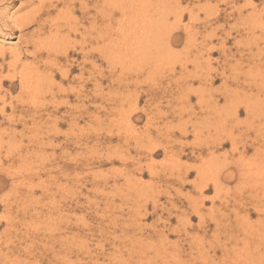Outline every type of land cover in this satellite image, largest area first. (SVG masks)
Returning <instances> with one entry per match:
<instances>
[{
	"label": "rangeland",
	"instance_id": "rangeland-1",
	"mask_svg": "<svg viewBox=\"0 0 264 264\" xmlns=\"http://www.w3.org/2000/svg\"><path fill=\"white\" fill-rule=\"evenodd\" d=\"M33 1L0 2V264H264V0H78L12 26ZM137 7L181 13L161 71L127 58Z\"/></svg>",
	"mask_w": 264,
	"mask_h": 264
},
{
	"label": "bare ground",
	"instance_id": "bare-ground-1",
	"mask_svg": "<svg viewBox=\"0 0 264 264\" xmlns=\"http://www.w3.org/2000/svg\"><path fill=\"white\" fill-rule=\"evenodd\" d=\"M2 1H4V0H0V2H2ZM8 1V0H7ZM16 1H18V0H12V2H16ZM33 1V0H32ZM247 1H249V0H246V2ZM34 2V1H33ZM55 2H56V4L54 3V0H43V1H41L40 3H41V8H40V11H38V15L37 16H34V15H32V14H30V13H28V15H22V16H20V17H15V19L13 18V16L12 15H9L8 17H9V20L11 19V23H13V25L12 26H16V28H18V29H21L23 26H28V24H30V23H37L39 26H44V22H46V20H41V15L43 14V13H50L53 9H55L56 8V6L57 5H59V4H66L67 2L70 4V6H76V4H77V2H78V0H68V1H66V0H58V1H56L55 0ZM218 2V1H217ZM250 2V1H249ZM31 3V2H30ZM141 3V2H140ZM145 4V3H144ZM153 4V3H152ZM255 4V3H254ZM137 5H138V3H137ZM252 5V4H251ZM26 5H24V4H22V7H21V5L20 6H18V8L19 9H21V8H23V7H25ZM208 6V5H207ZM135 7H136V5H135ZM241 7V6H240ZM45 8V9H44ZM72 8V7H71ZM213 8V7H212ZM254 8V7H253ZM68 9H69V7H68ZM75 9V8H74ZM137 9H138V7H137ZM142 9V8H141ZM170 9V8H169ZM168 9V10H169ZM70 10H72V9H70ZM154 10V9H153ZM167 10V9H166ZM253 10V9H252ZM182 11H183V9H182ZM192 11V10H191ZM204 11V10H203ZM239 11V10H238ZM257 11V10H256ZM4 12V11H3ZM2 12V13H3ZM37 12V11H36ZM73 12V11H72ZM110 12V11H109ZM155 12H157V10L155 11L154 10V13H151V12H149V11H147V12H143L142 10H140V9H138V10H136V12L135 13H130V19H128V21L130 22L128 25V27L127 28H125V29H123V33L120 35L121 37H123V40L122 41H125V43H126V45H127V49L129 50V53H128V56L129 57H127V58H131L132 60L134 59H138V58H146V55L147 54H149V55H151V56H153L155 59H156V64H154V63H151L150 64V69H151V71H150V73H152V71H154V70H156L157 69V71H161L160 69H159V66H161V65H163V63L166 61H164V59H167V57H165V58H163L162 60H159V57L161 56V55H163L166 51H172L171 49H172V44H173V38H172V33H173V31H174V29L175 28H177V27H174V25H178L179 23H178V21H180L179 19L182 17L181 16V13L180 12H178V10H176L175 12H173L174 14L173 15H175V17H176V24H167L169 21L167 20L168 18L166 17V15H165V12H164V10H163V16L162 15H160V22H155V16L157 15V14H159V13H155ZM213 12V11H212ZM5 13H8V12H4V14ZM151 13V14H150ZM193 13V12H192ZM254 13V12H253ZM197 14V13H196ZM168 15V14H167ZM193 15V14H192ZM263 14L261 13V16H262ZM159 16V15H158ZM195 16H197V15H195L194 14V16H192L191 17V19L194 21L195 19H197ZM169 17V16H168ZM211 17V16H210ZM109 18V17H108ZM259 18V17H258ZM0 19H1V21L0 22H3L4 24H6L7 23V21L5 20L4 21V19H2V17H1V14H0ZM111 19V18H110ZM199 19H200V17H199ZM231 19V18H230ZM209 20V19H208ZM57 21V20H56ZM127 21V22H128ZM174 21V22H175ZM166 26H165V25ZM204 24V23H203ZM123 25V24H122ZM127 25V24H126ZM179 26V25H178ZM126 27V26H125ZM243 27V26H242ZM124 28V27H123ZM43 28H41V27H39L38 28V30H42ZM183 29L186 31V34H187V40H186V44H187V47H189L190 46V43L191 44H193V42H194V40H195V38H196V35L197 34H201L202 32L199 30V29H197L196 30V28H194V26H192V25H190V26H183ZM194 29V30H193ZM241 29V28H240ZM242 29H246V27H243ZM22 30V29H21ZM203 31H204V29H203ZM208 31V30H207ZM217 31V30H216ZM239 32V31H238ZM34 33V32H33ZM210 33V32H209ZM208 33V34H209ZM231 33V32H230ZM248 34V33H247ZM252 34V33H251ZM212 35V34H211ZM210 34L209 35H207L206 36V34H205V36L206 37H203L204 35H202V37H203V39H202V41L201 42H199V45H198V47H197V52H196V56H194L195 58L193 59V61L194 62H197L200 58H203L204 57V55L205 54H207L206 56H211L210 54H211V52H212V46L209 44V39H211V36ZM34 36V35H33ZM219 37V36H218ZM105 38V37H104ZM19 40V39H18ZM199 40V39H198ZM39 41V40H38ZM121 41V42H122ZM211 41V40H210ZM214 41V40H213ZM27 43H29V42H27ZM120 43V42H119ZM198 43V42H197ZM17 46V45H16ZM109 46V45H108ZM121 48V47H120ZM196 48V47H195ZM38 49V48H37ZM189 49H191V48H189ZM214 49V48H213ZM248 49H250V47L248 48ZM15 50V49H14ZM13 50V51H14ZM30 50V49H29ZM122 50V49H121ZM125 50V49H124ZM192 51V50H191ZM15 52V51H14ZM17 53H18V51H16ZM15 52V53H16ZM182 52V51H181ZM188 52L190 53V50H188ZM2 53V49H0V54ZM23 53V52H22ZM31 53H32V51H31ZM5 54V53H4ZM130 54V55H129ZM174 54V53H173ZM172 54V55H173ZM2 55V54H1ZM11 55V54H10ZM171 55V56H172ZM117 56V55H116ZM126 56V55H125ZM165 56H167V55H165ZM169 56H170V54H169ZM12 57V56H11ZM40 56H38V52L37 53H35L34 52V58H39ZM120 57V56H119ZM190 57V56H189ZM243 57V56H242ZM258 57V56H257ZM260 57V56H259ZM19 58H21L20 57V55H17V54H13V58H12V61H11V63L9 64V67H8V69L9 70H12V71H14V74H11V77L12 78H10V77H8V79L9 80H12V79H14V78H16L17 77V73H16V71H18V73H20V75H19V77L21 78V84L22 85H24V87L26 86V85H28V86H30V84H32V83H30L31 81V79L29 80V78L31 77V74H30V77H29V68L26 70V65H28V63L26 64V63H24L23 61H22V59H20L19 60ZM172 58V57H171ZM187 58V57H186ZM262 58V57H261ZM131 59H130V61H131ZM190 59V58H189ZM243 59V58H242ZM24 60V59H23ZM133 60V61H134ZM139 60V59H138ZM137 60V61H138ZM37 61V60H36ZM51 61V60H50ZM87 61V60H86ZM126 61V60H125ZM136 61V62H137ZM141 61V60H140ZM164 61V62H163ZM170 61V59H168V62ZM226 61H229L228 59H226ZM261 61V60H260ZM9 62V61H8ZM167 62V63H168ZM171 62V61H170ZM189 62V61H188ZM206 62H207V64L209 63V59H207L206 60ZM249 62V61H248ZM254 62V61H253ZM257 62V61H256ZM264 62V61H263ZM123 63H124V61H123ZM133 63H135V62H133ZM148 63V62H147ZM172 64L174 63V61L173 62H171ZM197 63H199V61L197 62ZM26 64V65H25ZM30 68H31V66H32V63L30 62ZM126 64V63H125ZM136 64V63H135ZM138 64V63H137ZM169 64V63H168ZM182 64H185V63H182ZM140 65V64H139ZM170 65V64H169ZM29 66V65H28ZM130 66V65H129ZM143 66V65H142ZM208 66V65H207ZM206 66V67H207ZM226 66V65H225ZM230 66V65H229ZM251 66H252V69L250 70V71H253V68H255L256 67V65L255 64H251ZM263 66V65H262ZM51 67V66H50ZM117 67V66H116ZM124 67V66H123ZM132 68L134 67V64L131 66ZM171 68H175V63L173 64V65H171L170 66ZM1 68H3V65H2V67ZM131 68V69H132ZM138 68V67H137ZM31 69H33V68H31ZM31 69H30V71H31ZM129 69H130V67H129ZM149 69V68H148ZM202 69V68H201ZM222 69H223V67H222ZM34 70V69H33ZM133 70H135V69H133ZM138 70V69H137ZM143 70H145L144 68H143ZM217 70V69H216ZM256 70V69H255ZM123 71H125V70H123ZM136 71V70H135ZM147 71V70H146ZM170 71H171V69H170ZM257 71H258V73H259V75L261 74L260 73V69H257ZM34 72V71H33ZM32 71H31V73H33ZM38 72V71H37ZM173 72V71H172ZM138 73V72H137ZM140 73V72H139ZM154 73V72H153ZM175 73V72H174ZM173 73V74H174ZM202 73L204 74V72L203 71H201V72H196L195 74H199V75H202ZM254 73V72H253ZM257 73V72H256ZM256 73H255V75H256ZM8 74V73H7ZM133 74V73H132ZM209 74H210V72H209ZM222 74V73H221ZM32 75H34V74H32ZM43 75V74H42ZM137 76H141V75H138V74H136ZM212 75V74H211ZM248 75V74H247ZM253 75V74H252ZM255 75L254 76H252V78H255ZM36 76V78H37V75H35ZM68 76V75H67ZM239 76V75H238ZM3 77H4V75H3ZM42 77V76H41ZM40 78V77H39ZM134 78V77H133ZM235 78V77H234ZM261 78V77H260ZM34 79V78H33ZM44 79V78H43ZM47 79V78H46ZM138 79V78H137ZM136 79V80H137ZM40 80H42V79H40ZM33 82V81H32ZM49 82V81H48ZM161 82V81H160ZM34 83V82H33ZM137 83V82H136ZM207 83V82H206ZM237 83V82H236ZM251 83H253V82H251ZM2 84H3V81H2V79L0 80V86H2ZM36 84V83H35ZM40 84V85H39ZM227 84V83H226ZM262 84V83H261ZM38 87L42 90V89H44L43 88V85H45V83L43 84V82L42 81H38ZM249 85L250 86H252V84H250L249 83ZM47 86V85H46ZM46 86H45V88H46ZM158 86V85H157ZM257 86V85H256ZM3 87V86H2ZM42 87V88H41ZM34 88H35V86H34ZM173 88V87H172ZM25 89V88H24ZM29 89V88H28ZM40 89L38 90L37 88H36V90H37V94H38V97L40 96V93L42 92V91H40ZM6 90V89H5ZM25 90H27V89H25ZM30 91H31V89H29ZM45 90V89H44ZM44 90H43V92H44ZM189 90V89H188ZM237 90V89H236ZM9 91V90H8ZM22 91V90H21ZM40 91V92H39ZM24 92V91H23ZM29 92V91H28ZM32 92V91H31ZM260 92H262V91H260ZM27 93V92H26ZM186 93V92H185ZM23 94V93H22ZM32 94V93H31ZM43 94V93H42ZM41 94V95H42ZM237 94V93H236ZM4 95H5V93H4ZM28 95V94H27ZM246 95V94H245ZM253 95V93L251 94V93H249L248 94V96L246 97L245 96V98L246 99H249V100H251L252 99V96ZM1 96V95H0ZM17 96V95H16ZM34 96H36V95H34ZM6 97V96H5ZM19 97V96H18ZM29 97V96H28ZM32 97V96H31ZM38 97H37V99H38ZM41 97V96H40ZM128 97V96H127ZM24 98V97H23ZM34 98H36V97H34ZM186 98V97H185ZM204 99H205V97H203ZM202 98V99H203ZM238 98V97H237ZM241 98V97H240ZM0 99H1V97H0ZM12 99V98H11ZM37 99H34V100H37ZM46 99V98H45ZM39 100V99H38ZM54 100H56V99H54ZM232 100V99H231ZM235 100H236V102H237V99L235 98ZM239 100V99H238ZM245 100V99H244ZM4 102H5V99L3 100ZM23 101V100H22ZM45 101V100H44ZM120 101V100H119ZM10 102H11V100H10ZM202 102V101H201ZM233 102V101H232ZM244 102V101H243ZM239 103H240V101H239ZM244 103H246V102H244ZM24 104V103H23ZM44 104V103H43ZM135 104V103H134ZM235 104V103H234ZM136 105V104H135ZM233 105V104H232ZM251 105V104H250ZM250 105H247V106H250ZM260 105V104H259ZM125 106V105H124ZM234 106V105H233ZM239 106V105H238ZM238 106H237V108H238ZM241 106V105H240ZM13 107V106H12ZM245 107H246V104H245ZM3 108H6V107H3ZM248 108H250V107H248ZM256 108V107H255ZM261 108V107H260ZM260 108H259V110H260ZM230 109H231V107H230ZM247 109V108H246ZM4 110V109H3ZM233 110H235V109H233ZM236 110H238V109H236ZM1 111H2V109H1ZM184 111V110H183ZM232 111V110H231ZM250 111H253L252 110V108L250 109ZM255 111V110H254ZM262 110H260V112H261ZM233 112V111H232ZM236 112V111H235ZM234 112V113H235ZM246 112H247V110H246ZM249 112V111H248ZM247 112V113H248ZM255 112H257V111H255ZM36 113V112H35ZM228 113V112H227ZM246 113V114H247ZM252 114H253V112H251ZM257 114H258V112H257ZM35 115V114H34ZM211 115V114H210ZM255 117H256V115L255 114H253ZM259 115V114H258ZM207 116V115H206ZM261 116V115H260ZM251 117L253 118V116L251 115ZM261 117H263V116H261ZM114 118V117H113ZM205 118V117H204ZM252 118H250V119H252ZM10 119V118H9ZM245 119V118H244ZM247 119V118H246ZM249 119V120H250ZM260 119V118H259ZM256 120V119H255ZM261 120V119H260ZM225 122V121H224ZM251 122H252V120H251ZM245 123V122H244ZM248 123H250V121H248ZM247 124V123H246ZM255 124V123H254ZM248 125H250V124H248ZM181 126H182V124H181ZM254 126V125H253ZM233 128V127H232ZM250 128H253V127H250ZM256 128V127H255ZM126 129V128H125ZM129 129V128H128ZM112 130V129H111ZM250 130V129H249ZM56 131V130H55ZM186 131V130H185ZM119 132V131H118ZM121 132V131H120ZM224 132V131H223ZM231 132V131H230ZM185 133V132H184ZM187 133V132H186ZM185 133V134H186ZM196 134V133H195ZM197 134H198V132H197ZM196 134V135H197ZM260 134V133H259ZM262 135H263V133H261ZM200 135V134H199ZM133 136H135V135H133ZM138 136V135H137ZM264 137V136H263ZM199 138V137H198ZM234 138V137H233ZM226 139V138H225ZM139 140V139H138ZM1 141H5V140H1ZM127 143H128V141H127ZM204 143V142H203ZM200 144V143H199ZM4 145V144H3ZM189 145V144H188ZM198 145V144H197ZM223 146V145H222ZM157 149V148H156ZM152 152V151H151ZM167 152V151H166ZM202 153V152H201ZM164 154H165V152H164ZM158 155V154H157ZM121 156V155H120ZM148 157V156H147ZM210 159V158H209ZM168 160V159H167ZM240 160V159H239ZM178 161V160H177ZM213 161V160H212ZM128 162V161H127ZM224 162H226V161H224ZM213 163H215V162H213ZM249 163V162H248ZM252 163V162H251ZM164 164V163H163ZM221 164V163H220ZM153 165V164H152ZM176 165V164H175ZM252 165H253V163H252ZM251 165V166H252ZM257 165V164H256ZM204 166V165H203ZM212 166H215V165H212ZM217 166V165H216ZM218 166H219V164H218ZM217 166V167H218ZM224 166V165H223ZM254 166V165H253ZM166 168V167H165ZM246 168V167H245ZM260 168V167H259ZM138 169V168H137ZM168 169V168H167ZM257 169V168H256ZM163 170V169H162ZM181 170V169H180ZM190 170V169H189ZM202 170V169H201ZM199 171L198 172V176L199 177H202L203 176V170L202 171ZM214 170V169H213ZM43 171V170H42ZM166 171V170H165ZM205 171V170H204ZM243 172H244V170H243ZM174 173V172H173ZM172 173V174H173ZM187 173H189V172H187ZM203 173V174H202ZM214 173V172H213ZM221 173V172H220ZM220 173H218L219 175H220ZM234 173V172H233ZM263 173V172H262ZM261 173V174H262ZM190 174V173H189ZM212 174V173H211ZM215 174V173H214ZM242 174V173H241ZM192 175V174H191ZM243 175V174H242ZM189 176V175H188ZM215 176L217 177L218 175H216L215 174ZM244 176H246V173H245V175ZM253 176V175H252ZM69 177V176H68ZM211 177V176H210ZM224 179H229V178H232L233 177V174H231V173H227V174H225L224 175ZM254 177V176H253ZM222 178H223V176H222ZM241 178V177H240ZM24 179V178H23ZM197 179V178H196ZM216 179V178H215ZM214 178H213V181L215 180ZM210 180V179H209ZM158 181V180H157ZM202 181V180H201ZM210 181H212V180H210ZM213 181H212V183H213ZM219 181H220V179H219ZM230 181V180H229ZM217 182V184H218V180L216 181ZM224 182V181H223ZM202 183H203V181H202ZM222 183V182H221ZM247 182H245V184H246ZM186 184V183H185ZM184 184V185H185ZM216 184V183H215ZM208 185V184H207ZM219 185H220V183H219ZM199 186H200V188L201 189H203V185H200L199 184ZM244 186V185H243ZM262 186V185H261ZM18 187V186H17ZM216 187V186H215ZM248 187V186H247ZM263 187V186H262ZM199 188V187H198ZM206 188H207V186H206ZM216 188H219V187H216ZM244 189V188H243ZM227 190V189H226ZM246 190V189H245ZM228 192V191H227ZM243 192V191H242ZM259 192V191H258ZM217 193V192H216ZM252 195V194H251ZM254 195V194H253ZM257 195V194H256ZM242 197V196H241ZM208 198V197H207ZM219 198V197H218ZM4 199V198H3ZM228 202V201H227ZM245 202V201H244ZM197 203V202H196ZM237 203V202H236ZM240 203V202H239ZM242 203V202H241ZM202 204V203H201ZM202 206V205H201ZM213 207V206H212ZM141 208V207H140ZM201 209V208H200ZM140 210V209H139ZM189 210V209H188ZM195 210H196V208H195ZM261 210V209H260ZM213 211V210H212ZM217 213V212H216ZM200 214V213H199ZM249 214V213H248ZM236 215V214H235ZM200 217V216H199ZM204 220V219H203ZM200 224V223H199ZM219 226V225H218ZM217 226V227H218ZM208 229V228H207ZM199 232H200V230H198ZM207 231V230H206ZM233 235H234V238H232V239H235V240H237L238 238V235H236V234H234L233 233ZM236 236V237H235ZM231 239V240H232ZM213 245V244H212ZM158 248V247H157ZM151 249H153V247L151 248ZM156 249V248H155ZM211 249V248H210ZM245 258V257H244ZM249 263V262H248Z\"/></svg>",
	"mask_w": 264,
	"mask_h": 264
}]
</instances>
